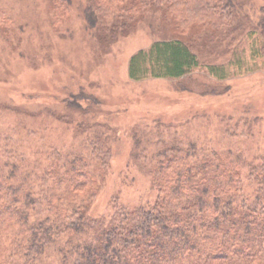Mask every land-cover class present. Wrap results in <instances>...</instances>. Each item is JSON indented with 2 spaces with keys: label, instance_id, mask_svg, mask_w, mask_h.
I'll return each mask as SVG.
<instances>
[{
  "label": "rangeland",
  "instance_id": "rangeland-1",
  "mask_svg": "<svg viewBox=\"0 0 264 264\" xmlns=\"http://www.w3.org/2000/svg\"><path fill=\"white\" fill-rule=\"evenodd\" d=\"M85 3L71 0L57 22L50 0H0V165L28 178L39 201L31 222L45 215V199L64 193L48 176L53 160L61 167L82 155L93 168L103 142L110 157L91 217L153 205L151 171L173 148L197 169L209 163L208 176L218 165L238 168L239 197L252 201L253 169L264 163V0H248L233 34L210 32L204 50L194 49L223 78L200 67L183 80L137 82L128 79L130 57L170 38L160 13L104 46L85 30ZM57 249L44 264H58Z\"/></svg>",
  "mask_w": 264,
  "mask_h": 264
},
{
  "label": "trees",
  "instance_id": "trees-1",
  "mask_svg": "<svg viewBox=\"0 0 264 264\" xmlns=\"http://www.w3.org/2000/svg\"><path fill=\"white\" fill-rule=\"evenodd\" d=\"M50 2L61 22L71 0ZM247 2L86 0L81 16L91 38L108 46L129 35L148 15L160 13L158 27L170 38L130 57L131 81L183 80L200 67L223 78L222 67L201 64L194 49L204 50L210 32L233 34L236 15ZM66 102L68 107L72 100ZM105 147L103 142L93 168L82 155L61 167L53 160L56 168L48 176L54 185L65 184L64 193L45 199V215L35 222L30 218L39 201L26 185L28 178L15 164L0 165V264H44L53 247L58 248V264H264V163L253 169L258 190L247 202L238 194V168L218 165L208 176L209 163L197 169L189 155L173 148L151 171L157 192L153 205H116L108 219H97L87 213L107 168L110 155Z\"/></svg>",
  "mask_w": 264,
  "mask_h": 264
}]
</instances>
